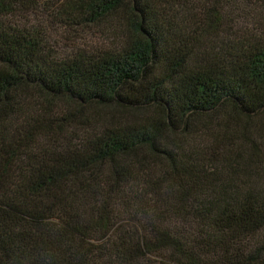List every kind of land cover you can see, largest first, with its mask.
Listing matches in <instances>:
<instances>
[{"label":"trees","instance_id":"1","mask_svg":"<svg viewBox=\"0 0 264 264\" xmlns=\"http://www.w3.org/2000/svg\"><path fill=\"white\" fill-rule=\"evenodd\" d=\"M0 264H264V0H0Z\"/></svg>","mask_w":264,"mask_h":264},{"label":"rangeland","instance_id":"2","mask_svg":"<svg viewBox=\"0 0 264 264\" xmlns=\"http://www.w3.org/2000/svg\"><path fill=\"white\" fill-rule=\"evenodd\" d=\"M24 21H30L32 23L42 21V17H32L25 15ZM101 27L95 28H85L80 31V33H75L70 31V33H65L64 31L56 33L57 29L53 30V37L57 45L60 47V51H68L77 47L78 45L83 48L95 47L99 44L104 43L107 40V33L102 31ZM103 32V33H102ZM76 36L78 38H76Z\"/></svg>","mask_w":264,"mask_h":264}]
</instances>
